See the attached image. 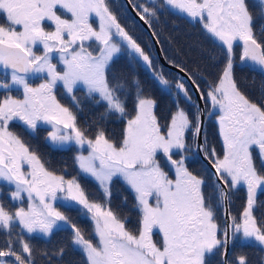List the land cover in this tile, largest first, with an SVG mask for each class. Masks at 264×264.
Segmentation results:
<instances>
[{
	"label": "snow or ice",
	"instance_id": "1",
	"mask_svg": "<svg viewBox=\"0 0 264 264\" xmlns=\"http://www.w3.org/2000/svg\"><path fill=\"white\" fill-rule=\"evenodd\" d=\"M129 2L157 44L153 24L164 13L199 24L222 56L216 78L165 56L184 73L170 81L108 0H0V264H66V245L33 243L65 229L84 264H254L245 247L258 248L255 264H264V214L256 215L257 193L264 192V101L254 102L236 74L238 68L264 74V0ZM122 56L174 94V112L158 115L157 100L119 67ZM58 88L72 107L57 98ZM82 99L103 112L79 122ZM109 116L123 121L118 138L105 126ZM213 116L221 152L202 135L203 118ZM17 125L33 135L47 126L45 140L54 148L76 146L74 162L102 199L90 197L77 177L50 168ZM200 156L203 174L190 168ZM117 180L135 200V227L112 207ZM240 188L246 201L234 214L232 196ZM58 201L79 206L91 232Z\"/></svg>",
	"mask_w": 264,
	"mask_h": 264
},
{
	"label": "flooded vegetation",
	"instance_id": "2",
	"mask_svg": "<svg viewBox=\"0 0 264 264\" xmlns=\"http://www.w3.org/2000/svg\"><path fill=\"white\" fill-rule=\"evenodd\" d=\"M108 2L112 10L120 16L122 23H125L128 26L127 23L129 22V19H130L129 27L131 31L133 30H136L137 32L144 31L145 29L144 25L139 19L135 17V14H133V12L131 11L127 0H108ZM132 2L146 3L147 0H132ZM129 11L131 12V14L128 13ZM172 16L175 17L176 15H172ZM165 17H166L165 14L161 15L160 20L158 22H155V26L158 27L161 19H164ZM134 18L136 19V21L134 20ZM180 20L185 24L184 26L187 27V31H188V36L186 38L187 39L186 41L187 54L183 55L185 56L183 58L184 66L187 67L190 71H196L197 69H199V72L204 75H206L207 73H210L211 80H214L220 70V67L222 64V56L218 53V50L214 48L213 44L208 39H206L205 34L202 32L199 24H195L187 18L181 17ZM169 21L174 22L175 23L174 25L178 26V24L175 21L173 20H169ZM0 22H2V19H0ZM136 37L138 38V41L141 42L142 46L150 47V45L145 44L143 42V39L141 37L139 36H136ZM152 41H153V50H154L153 52L157 55L158 60L162 63V61L159 58L156 44L153 39ZM160 44H161V47L163 48L164 55L168 56L169 58L175 59V48L172 47L170 52L165 51V46L161 43V41H160ZM168 52L169 54L167 55ZM128 61H129V58L127 56H122L119 62V65L122 71H143V68L141 65H137L132 62H130L131 67L127 69L126 66L128 64ZM163 66L167 67L164 64ZM170 71H172L170 81L174 83L175 78L178 77V75L177 76L175 75V71L177 70L170 68ZM236 74H237L238 79L241 81V86L243 87V89L246 91V93L249 95V97L254 102L260 103L261 101H264V74H261L259 71H249L247 69L241 70L240 68L237 69ZM198 83H200L201 89L206 87L205 83L202 80H198ZM77 95L83 98L84 93L79 92L77 93ZM57 98L60 99L61 103L65 104L66 106L72 107L71 99L67 97V95L64 94L63 91L59 88L57 90ZM192 100L193 102L199 105V101H198L197 96L194 93V90L192 91ZM181 104L184 107H186L187 108L186 110H188L189 112L193 111L191 104L185 103L183 101L181 102ZM168 105H169L168 107H172V112H174L175 111L174 94H171V95L169 94ZM82 108H83V111L81 113H78V120L81 123H82L81 118H80L81 114L84 115L85 120L91 121L93 118H95V117H91L90 116L91 114L94 115L97 111L104 110L103 106L94 105L91 101H88L85 99H82ZM87 112H89L90 114H87ZM108 118H113L117 122H123L122 120L118 119L115 116H109ZM106 122L107 123L105 124V126L108 129H110V123L108 121ZM14 130L18 134H21V132L19 131H22V130L25 131V129L20 125L15 126ZM49 130L50 129L48 127H41L37 129V132L35 134H37L39 131H43L41 136L44 137L45 135H47V132ZM203 135L207 136L209 145L215 147L217 152L222 151V147H223L222 138L220 137V134H219L218 124H217L215 116H213L212 118L206 117ZM48 149H51V148H48ZM76 153H77V148L72 150L73 159H69L65 165V168L62 169L64 171V174L69 177H73V176L77 177L80 183L81 182L85 183L86 186L89 185V188H92V190L96 191V194H94L95 198L102 199V196H101L102 194L99 191L97 183L93 179L89 178V176L81 173L78 166L74 162V156ZM190 168L196 173L203 174L206 168V161L203 159L202 156L197 157L190 164ZM82 183L81 185L83 187H86ZM0 187H3V186L0 185ZM115 188L116 190H114V193L112 196V207H114L116 203L123 205L121 209L122 211H124V214L128 216L129 221L133 220V214L136 212L134 219L137 221L139 214L135 208V200L130 195L127 185H125L124 183L118 182V184L117 183L115 184ZM246 196H247V192L245 188H240L235 191V193L232 196V211L234 214L238 213L241 207L244 205L246 201ZM124 197H127L126 201L124 200ZM2 198L3 196L0 195V199ZM257 201H258V204L262 205L259 208V210L256 212V215L259 216L261 214H264V192L258 191ZM57 207H59L61 211H63L67 216H69L73 223L77 224L82 229H84L86 233L91 232L92 222L81 212L79 206L62 207L60 205V202H57ZM55 235L58 237V241H59L57 246L61 244L67 246V252L65 255L66 264H81L80 260L78 259L79 258L78 251L72 248L70 245H68L70 231L67 229L57 230L54 233V236ZM48 240L49 239L38 238V239H35L33 243L37 246V248L52 249L53 248L52 244H49V246L47 244ZM256 254L258 256L261 255L258 248H257Z\"/></svg>",
	"mask_w": 264,
	"mask_h": 264
},
{
	"label": "trees",
	"instance_id": "3",
	"mask_svg": "<svg viewBox=\"0 0 264 264\" xmlns=\"http://www.w3.org/2000/svg\"><path fill=\"white\" fill-rule=\"evenodd\" d=\"M128 13L131 14L130 11ZM176 19L180 20L181 17L175 16L174 20H176ZM134 20L136 21L135 18H134ZM169 20L170 19H168V18L161 19L158 27L155 26V22H154L153 28H155L157 30V32L160 34V41L165 46V51L170 52L171 48L174 47L175 48V59H176V61H178L184 65V59L183 58L185 56H183V55L187 54V49H186V41H187L186 38L188 36L187 27L175 26L174 25L175 23L172 21H169ZM129 22H130V19H129ZM129 26L130 25H128V27ZM133 33L136 36L141 37L143 39V42L145 44L150 45V47L153 50V41H152V38L150 37L149 33L146 31V29H144L143 32H137L136 30H133ZM146 34L148 35L149 41H147ZM169 52L167 53V55L169 54ZM153 54L157 57V55L154 52H153ZM158 63H159V66L163 68V71L165 73L166 78H168L170 80L171 73H172V71H170V68L164 67L163 64L159 60H158ZM119 67H120V65H119ZM126 67H127V69H129V67H131L130 66V60L128 61V64ZM142 68H143V71H123V73L129 79H131L132 77L138 78L140 80L142 86L144 87V89L157 100V113H158V115H160L162 117H168L172 112V107H168L169 106L168 105L169 93L162 91L161 88L157 85V83L152 78L151 73L146 68H144L143 66H142ZM175 75L176 76L177 75L182 76L181 74H179L176 71H175ZM203 76L207 80L211 81V74L210 73H207L206 75L203 74ZM129 106H130V104H129ZM101 112H103V111H97L94 115L91 114L90 116L91 117H97ZM87 114H90V113L87 112ZM166 115H168V116H166ZM80 118H81V121L83 123L85 121L84 115L81 114ZM106 121H108L110 123L109 131L114 135L115 134L118 135L119 130H121V128L123 126V122H117L113 118H108ZM106 121H105V124L107 123ZM42 133H43V131H39L37 134L30 135V133L26 132L25 134L21 133L20 135L31 146L36 148V150L39 153H42L45 156L49 155V157L46 156V158L50 159V161H48V163H49L48 166L50 168L56 169V170L64 169L68 160L73 159L72 150L76 149V146L72 145V146H69L70 148L65 147L63 149L54 148L51 145H49V143L45 140L46 135L44 137L41 136ZM48 148H51V149H48ZM46 149H48V150H46ZM135 215H136V212L133 214V217H135ZM58 243H59V241H58V237L56 235L55 236L53 235L47 241L48 246H49V244H52L53 248H55ZM244 250L248 253L250 259L255 264V262L260 257L256 254L257 248L245 247ZM78 253H79L78 259L80 260V263L84 264L82 254L80 252H78Z\"/></svg>",
	"mask_w": 264,
	"mask_h": 264
},
{
	"label": "rangeland",
	"instance_id": "4",
	"mask_svg": "<svg viewBox=\"0 0 264 264\" xmlns=\"http://www.w3.org/2000/svg\"><path fill=\"white\" fill-rule=\"evenodd\" d=\"M147 2H148V0H147ZM165 15H166V17L165 18H168V19H170V20H173V21H175L177 24H178V26H184L185 24L181 21V20H174V17L171 15V14H168V13H164ZM169 16V17H168ZM128 25H130V22H128L127 23ZM146 37H147V41H149V38H148V35L146 34ZM131 107H132V105L130 104V106H129V108L131 109ZM166 116H168V115H166ZM45 127H47V126H45ZM19 132H21V133H26L24 130H22V131H19ZM114 135V134H113ZM119 135H120V130H119V132H118V135H114L115 137H119ZM45 160H47V162L48 161H50V159H47L46 158V156L47 157H49V155H44V154H42V153H39ZM49 164V163H48ZM82 173V172H81ZM82 176V175H81ZM67 178H71V177H69V176H66ZM89 178H91V177H89ZM91 179H93V178H91ZM94 180V179H93ZM118 182L120 183H123L122 181H119V180H117V181H115L114 182V184H113V189H112V192L114 193V190H116V188H115V184L117 183L118 184ZM82 183V182H81ZM83 185H85L86 186V184L85 183H82ZM85 189H86V191H88L89 193H90V197H92V196H94V194H96V191L95 190H92V188H89V185L88 186H86V187H84ZM129 193H130V195L132 196V194H131V192H130V190H129ZM102 196V195H101ZM113 196V195H112ZM133 197V196H132ZM134 199V198H133ZM59 202V201H58ZM121 207H123V205H120V204H118V203H116L115 205H114V209H116L121 215H123V216H126L125 214H124V211H122V209H121ZM127 218H128V216H126ZM136 223H137V221L135 220V219H133V220H131L130 221V223H129V227H135V225H136Z\"/></svg>",
	"mask_w": 264,
	"mask_h": 264
},
{
	"label": "water",
	"instance_id": "5",
	"mask_svg": "<svg viewBox=\"0 0 264 264\" xmlns=\"http://www.w3.org/2000/svg\"><path fill=\"white\" fill-rule=\"evenodd\" d=\"M127 2H128V4H129L130 9L132 10V8H131V4H130L129 0H127ZM132 12L135 14V12H134L133 10H132ZM135 16L139 19V17H138L136 14H135ZM141 22L144 24L143 21H141ZM144 26H145V27L150 31V33H151V29H149L148 26H147L146 24H144ZM151 36H152V35H151ZM153 39H154V38H153ZM154 42H155V44H156L157 51H158L159 57H160V59L162 60V62H163L164 64H166V65H168V66H170V67L176 69L177 71H179L177 68L171 66V65L167 62V60H165V58H164L165 55H164L163 51H161V48H162V47H161V44H157L156 41H155V39H154ZM180 73H181V72H180ZM181 74L184 75V73H181ZM195 93H196V92H195ZM196 95H197V97H198V99H199V96H198L197 93H196ZM199 106H200V109H201V110L204 109V102L201 101L200 99H199ZM205 119H206V117L203 118V121H204V124H203V130H204V126H205ZM202 135H203V132H202Z\"/></svg>",
	"mask_w": 264,
	"mask_h": 264
}]
</instances>
